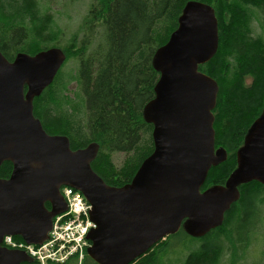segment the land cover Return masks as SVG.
Wrapping results in <instances>:
<instances>
[{"label":"water","instance_id":"1","mask_svg":"<svg viewBox=\"0 0 264 264\" xmlns=\"http://www.w3.org/2000/svg\"><path fill=\"white\" fill-rule=\"evenodd\" d=\"M219 46L214 7L186 3L177 28L157 48L160 73L155 96L143 115L153 124V152L132 180L113 186L93 169L99 144L72 148L65 134H51L34 114V99L54 81L67 59L57 46L9 60L0 49V264L34 261L23 250L2 246L5 235L42 244L53 218L67 210L62 185L80 190L96 223L88 234V256L97 264H132L167 236L184 228L201 238L221 226L240 197V186L264 185V111L236 152V167L224 184L203 189L211 168L228 158L215 142L214 109L219 84L199 66ZM46 203H50V208Z\"/></svg>","mask_w":264,"mask_h":264},{"label":"trees","instance_id":"2","mask_svg":"<svg viewBox=\"0 0 264 264\" xmlns=\"http://www.w3.org/2000/svg\"><path fill=\"white\" fill-rule=\"evenodd\" d=\"M50 1L0 0V49L13 60L20 52L35 54L57 46L66 52L67 61L77 60L82 99L75 101L67 93L70 79L61 68L34 99V114L48 133L67 135L74 149L98 143L93 169L106 183L124 185L154 150L153 124L143 115L160 77L154 54L177 28L186 3L193 0H94L82 30L66 44L47 6ZM200 1L211 4L218 19V50L199 68L219 84L213 111L215 142L228 152L227 160L209 171L206 188L226 182L250 125L264 111V36L255 28L258 12L264 21V0ZM117 152L127 155L122 166L113 161ZM12 168L11 162H3L0 178L9 177ZM262 188L257 181L241 185V198L226 212L224 223L206 236L223 232L229 220L242 226L240 205L253 206L252 193ZM258 204L257 198L254 205ZM46 205L50 208V203ZM166 244L162 240L132 264H160L159 253ZM220 248L212 244L198 248L180 264H210ZM82 264L97 263L86 256Z\"/></svg>","mask_w":264,"mask_h":264},{"label":"rangeland","instance_id":"3","mask_svg":"<svg viewBox=\"0 0 264 264\" xmlns=\"http://www.w3.org/2000/svg\"><path fill=\"white\" fill-rule=\"evenodd\" d=\"M92 2L94 0H51L47 5L62 32L63 43H68L69 39L72 40L73 36L82 30ZM255 28L261 36H264V21L259 12L256 14ZM62 72L70 79L67 93L73 98L75 97V101H80L83 95L79 81L76 79L77 60L73 58H70L69 61L66 60ZM126 156L124 152H117L113 155V161L116 165L122 166ZM203 189L205 188L203 187ZM252 194L253 206L250 205L248 208L246 205H240L242 217L239 216L238 220H241L242 226L240 223L236 226L235 220L232 222L229 220L223 232L213 233L204 238H195L183 228L179 230L180 232L178 231L179 233L177 232L178 234L166 237L167 246L164 248L163 254L159 253L160 264H180L190 252L210 244L213 247L221 246L218 258L215 257L210 264H264V188L257 189ZM257 198L258 206L254 205ZM85 258L86 256L80 262L78 255L70 256L73 264H79V262L82 264Z\"/></svg>","mask_w":264,"mask_h":264},{"label":"built area","instance_id":"4","mask_svg":"<svg viewBox=\"0 0 264 264\" xmlns=\"http://www.w3.org/2000/svg\"><path fill=\"white\" fill-rule=\"evenodd\" d=\"M62 194L68 209L55 217L47 241L41 245H31L8 235L3 244L9 248L26 250L39 264L62 263L72 255L82 259L90 244L87 234L95 227L89 217L91 205L80 191L72 187L64 186Z\"/></svg>","mask_w":264,"mask_h":264},{"label":"bare ground","instance_id":"5","mask_svg":"<svg viewBox=\"0 0 264 264\" xmlns=\"http://www.w3.org/2000/svg\"><path fill=\"white\" fill-rule=\"evenodd\" d=\"M261 115V114H260ZM253 123V122H252ZM251 126V125H250ZM250 128V127H249ZM223 147V146H222ZM227 180V179H226ZM211 186V185H210Z\"/></svg>","mask_w":264,"mask_h":264},{"label":"flooded vegetation","instance_id":"6","mask_svg":"<svg viewBox=\"0 0 264 264\" xmlns=\"http://www.w3.org/2000/svg\"><path fill=\"white\" fill-rule=\"evenodd\" d=\"M248 132V131H247ZM247 134V133H246ZM246 136V135H245ZM244 141V140H243Z\"/></svg>","mask_w":264,"mask_h":264}]
</instances>
